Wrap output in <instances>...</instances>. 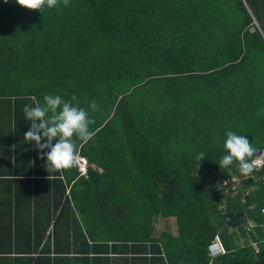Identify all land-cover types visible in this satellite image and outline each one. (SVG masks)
<instances>
[{
    "label": "trees",
    "instance_id": "1",
    "mask_svg": "<svg viewBox=\"0 0 264 264\" xmlns=\"http://www.w3.org/2000/svg\"><path fill=\"white\" fill-rule=\"evenodd\" d=\"M47 94L94 120L86 174L25 140ZM261 109L264 0H0V264H264V167L219 185L228 131L264 149Z\"/></svg>",
    "mask_w": 264,
    "mask_h": 264
},
{
    "label": "clouds",
    "instance_id": "2",
    "mask_svg": "<svg viewBox=\"0 0 264 264\" xmlns=\"http://www.w3.org/2000/svg\"><path fill=\"white\" fill-rule=\"evenodd\" d=\"M16 3L26 9L41 12L45 6L57 7L60 0H16ZM68 3L69 0H63L65 6ZM44 101L43 106L38 104L35 107L28 105L24 107L26 118L31 122L30 129L24 133L25 140L34 141L41 156L46 157L48 173L77 167L80 163V156L76 140L87 143L94 137L95 132L90 130V125L94 123V120L90 118L88 111L78 106L79 101L75 95L66 101L59 95L47 94L44 96ZM72 101H76V106ZM89 107L97 110L99 105L96 101H92ZM262 113L264 109H261L257 115ZM54 140L55 143H53ZM224 148L227 154L221 158L219 167L227 168L236 162L239 172L244 177H250L260 160L258 149L253 147L244 135H237L233 131L226 133ZM45 149L47 151H44ZM204 158V153L196 157L200 162ZM199 167L200 163L198 169Z\"/></svg>",
    "mask_w": 264,
    "mask_h": 264
},
{
    "label": "built area",
    "instance_id": "3",
    "mask_svg": "<svg viewBox=\"0 0 264 264\" xmlns=\"http://www.w3.org/2000/svg\"><path fill=\"white\" fill-rule=\"evenodd\" d=\"M258 155L260 157L259 163L255 171L260 170L264 167V149H261L260 152H258ZM88 159L84 156H80V173L86 174L88 172ZM252 177V176H250ZM250 177H244L242 174H231L228 178H223L220 181V186H223L225 189L227 187H231L234 190V194L238 191V189L246 182ZM260 214L263 218L264 222V205L260 209ZM255 223L252 220L248 221V224L246 225V229L250 232L253 227H255ZM225 253V247L224 244L221 241V238L218 234H215L211 242L208 244V254L210 256H217L220 254Z\"/></svg>",
    "mask_w": 264,
    "mask_h": 264
},
{
    "label": "rangeland",
    "instance_id": "4",
    "mask_svg": "<svg viewBox=\"0 0 264 264\" xmlns=\"http://www.w3.org/2000/svg\"><path fill=\"white\" fill-rule=\"evenodd\" d=\"M68 192V190H67ZM176 220L174 217L163 219V217L159 218L155 221V228L156 233L159 234L160 231L163 229H169L173 233H177V227H176Z\"/></svg>",
    "mask_w": 264,
    "mask_h": 264
},
{
    "label": "crops",
    "instance_id": "5",
    "mask_svg": "<svg viewBox=\"0 0 264 264\" xmlns=\"http://www.w3.org/2000/svg\"><path fill=\"white\" fill-rule=\"evenodd\" d=\"M89 163H90V162H89ZM5 218H6V215H4V216H0V220H1V219H5ZM17 256H19L20 258H21V257H22V258L25 257V255H22V254H21V255H17ZM21 260H22V259H21Z\"/></svg>",
    "mask_w": 264,
    "mask_h": 264
},
{
    "label": "water",
    "instance_id": "6",
    "mask_svg": "<svg viewBox=\"0 0 264 264\" xmlns=\"http://www.w3.org/2000/svg\"><path fill=\"white\" fill-rule=\"evenodd\" d=\"M258 152H260V150H258Z\"/></svg>",
    "mask_w": 264,
    "mask_h": 264
}]
</instances>
